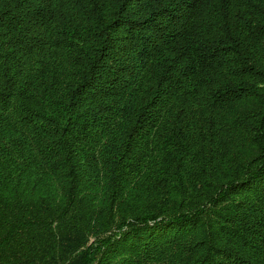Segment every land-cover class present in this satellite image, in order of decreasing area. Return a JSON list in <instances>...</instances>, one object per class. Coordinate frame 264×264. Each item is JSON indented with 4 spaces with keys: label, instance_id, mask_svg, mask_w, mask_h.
I'll use <instances>...</instances> for the list:
<instances>
[{
    "label": "trees",
    "instance_id": "1",
    "mask_svg": "<svg viewBox=\"0 0 264 264\" xmlns=\"http://www.w3.org/2000/svg\"><path fill=\"white\" fill-rule=\"evenodd\" d=\"M0 264H264V0H0Z\"/></svg>",
    "mask_w": 264,
    "mask_h": 264
}]
</instances>
